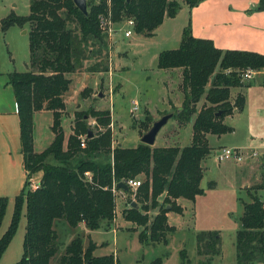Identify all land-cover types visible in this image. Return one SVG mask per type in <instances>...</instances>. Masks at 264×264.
Here are the masks:
<instances>
[{"label": "trees", "instance_id": "16d2710c", "mask_svg": "<svg viewBox=\"0 0 264 264\" xmlns=\"http://www.w3.org/2000/svg\"><path fill=\"white\" fill-rule=\"evenodd\" d=\"M201 0H98L89 3L84 14L73 0H29V13L10 12L0 19L2 31L11 26L28 24V69L9 73V83L14 90L20 126V141L26 180L20 193L14 197L10 223L0 236V257L16 232L22 207L26 208V225L22 254L17 264H52L57 253L58 234L54 221L65 220L69 226L83 223L93 230L110 222L116 215V186L119 181L143 177L132 190L122 189L134 198L129 207L121 211L123 219L141 227V243L167 244L168 235L175 228L167 223V213H181L176 203L180 197L194 201L203 193L200 181L203 176L201 161L210 154L207 134L221 135L232 131L223 119L234 110H242L245 98L238 94L230 101V89L242 86L239 71L243 68L264 69V54L238 49H221L209 38L195 37L189 25L183 28L178 47L162 50L157 55V68H181L183 101L176 109L178 123L192 121V138L189 145L112 146L109 128V111H94L98 128L92 133L77 113L72 132L64 142L61 125L65 108L64 94L69 88L72 73L90 57V40L101 43L105 39L99 15L114 23L126 18L134 20L133 30L151 36L164 17H174L182 4L189 7ZM258 8L264 10V0ZM75 23L78 33L70 27ZM94 40V41H95ZM95 65V64H94ZM229 69V71H227ZM207 85L209 87H207ZM204 103L198 110L196 105ZM38 111L52 113L53 139L40 152L34 150L33 116ZM89 132L91 136L89 137ZM85 136V146L80 137ZM109 154V159L99 162L95 156ZM50 159H52L50 161ZM39 172L40 185L34 190L26 188L27 176ZM88 173L89 175H86ZM211 186L215 182H211ZM262 186H257L260 188ZM264 187V185H263ZM133 191V192H132ZM7 197L0 196V226L7 208ZM134 203V204H133ZM240 228L235 236L236 264H264V201L253 194L250 202H242ZM155 209L153 215L151 210ZM198 264H211L221 253L217 231H200L196 234ZM95 242L89 239L84 248L82 238L74 237L64 253L53 264H119L114 254L95 256ZM180 264H188L187 250H179ZM161 258L149 264H161ZM136 264H145L139 260Z\"/></svg>", "mask_w": 264, "mask_h": 264}, {"label": "rangeland", "instance_id": "374dc122", "mask_svg": "<svg viewBox=\"0 0 264 264\" xmlns=\"http://www.w3.org/2000/svg\"><path fill=\"white\" fill-rule=\"evenodd\" d=\"M97 1L87 0V7L89 3ZM233 2L240 11L243 8L252 11L250 19H241L245 24V28H242L238 34L244 37L245 31H255L252 39L257 41L254 46L246 43H233L230 45H236L239 47L238 49L243 50L264 49V10L258 8L259 0H233ZM10 12L27 15L29 13V0H0V19ZM167 20L169 23L166 27H162L156 34L153 33L151 36H147L142 33H135L133 30L129 37L124 36V29L128 26H124L122 21L114 24L116 33L111 38L104 34L105 39L103 42L98 43L94 39L95 41L90 40L87 43L86 48L91 50L87 54L90 59L88 58L84 62L83 67H78L74 72L66 74L70 78V84L64 97L65 108L61 118L64 142L72 132L75 114L89 113L83 116V120L86 127L94 133L98 128V121L90 113V110H108L109 121L101 129H110L112 146L131 147L137 145L141 142L142 135L149 130L152 123L168 113L173 115L159 130L154 146L174 144L176 141V125L179 124L174 116L176 108L165 111L157 109L159 107L158 98L160 97L157 85V80L160 77L157 73V71H160L156 65L157 55L162 50L178 47V41L181 38L179 21ZM70 27L75 30L76 34H79L75 23H70ZM28 29V24L24 25V28L13 26L8 31H2L0 28V76H5L7 79L12 71L28 69V32L22 33ZM204 35H206L204 37H208L209 34ZM23 39L26 40L24 46ZM257 75L252 83L255 84H251V87L246 88L247 109L239 115L226 118V123L234 127V130L220 137L214 134L209 135L208 142L211 151L201 161L204 170L202 180L204 195L199 198V203L205 206L202 210V218L195 220L194 223H189V220L180 223L178 230L172 234L170 233L171 236L168 235L169 244L167 246L162 243L146 246L138 239L141 227H136L137 231L129 230L135 225L126 222L121 215L122 209L129 207V199L134 197L133 194H128L120 189L116 192L115 218L108 223L102 222V226L97 229L91 230L85 227L84 224L71 227L65 220H56L54 228L58 234V249L51 259V263H56L71 239L80 236L84 244H87L90 239L89 234L93 240L101 243L95 251L96 255H104L115 249V255H119L120 264H136L141 259L145 263H150L158 257L162 259V264H179V261L181 263L179 250L182 248L187 250L190 258L188 264H198L201 257L196 252L197 239L196 236L193 237L194 233L189 231L186 226H194L195 229H198L203 225L216 227L221 232L220 243L225 257L224 264H229L231 260H234L235 226L240 221V218L237 221L235 217L243 209L242 201L250 200V190L246 189L245 185L247 181L252 180L253 177L255 178L256 165L261 166L262 164L264 166V158H253L248 155L242 160L218 159L215 156V148L221 145H228L227 147L233 148V145H236L241 152L247 154L252 152L253 149L260 151L264 148V142L261 141L260 137L252 136L251 132V135H249L245 131L246 127L249 129V120L255 123L254 127L257 126L256 122L260 123L264 130V83L263 77L260 76H264V73L260 72ZM207 87L209 86L207 85ZM203 103V100L197 103L198 110ZM151 106L154 109H151V111L145 110L146 107L150 108ZM51 121V113L39 112L35 115L33 140L36 151H41L51 141L53 137L49 127ZM186 136L187 129H183L178 144L187 145ZM95 159L99 162H105L109 159V154L99 153L95 156ZM37 173L39 174V172ZM137 178L143 180L142 176ZM25 179L26 175L20 165L12 169L8 166L7 171V165L4 164L0 169V196H5L8 200L6 212L0 226V236L10 223L14 197L20 192ZM213 181L215 185L211 186L210 184ZM25 213L26 208L24 205L16 232L4 251L0 264H17L21 257L26 225ZM154 213L155 209L150 211L151 215ZM190 220L192 221V219ZM113 229L118 231L114 232Z\"/></svg>", "mask_w": 264, "mask_h": 264}, {"label": "crops", "instance_id": "0c3cea01", "mask_svg": "<svg viewBox=\"0 0 264 264\" xmlns=\"http://www.w3.org/2000/svg\"><path fill=\"white\" fill-rule=\"evenodd\" d=\"M234 3L235 2H233V0H201L197 5H195L193 7H189L186 4H182L181 8L177 12V14L174 17H164L162 23L154 30L153 33L156 34L158 30L162 29V27L165 28L166 25L169 23L167 19H170V20H174V21H176V20L179 21V23H180V25H179L180 34L182 33L183 28L186 27L187 25H189L191 33L195 37L209 38V39L213 40L214 44L221 49L222 48H224V49H238L239 47H237L236 45H230L233 43H237V44H245L246 43V44H253V46H254V43H256L257 40L252 39V37H253L252 35L255 31L254 32L252 30H249V32L245 31L244 37H241V34H238L241 32L242 28H245L244 27L245 24H243L241 19L242 18L250 19V17H252V11L250 9L244 10V8H243L242 9L243 12H242V11L238 10L237 7H235ZM11 27H13V26H11ZM11 27H9L5 31H8ZM21 28H24V26ZM256 31H258V30H256ZM26 32H28V30L27 31L24 30L22 33L25 34ZM12 33H15V32H12ZM204 34H209V35H208V37H204V36H206ZM249 35H251V36H249ZM178 42H180V41H178ZM22 43L24 46L26 43V40L23 39ZM178 45H179V43H178ZM221 46H223V47H221ZM28 48H29V44H28ZM238 50H243V49H238ZM250 51H256V52L264 54V49L257 48V49H253ZM157 69L160 70V71H157V73L160 75V77L157 80L158 93L160 94V97L158 98L159 107H157V109L162 110V111L169 110L170 108L179 109L181 104H182L183 97H184L183 91L181 89L182 69L181 68H168V69L157 68ZM111 73H112V71H111ZM111 73H109V74H111ZM260 76L263 77L262 80L264 83V76L263 75H260ZM254 78L251 80L242 81L243 82L242 86L233 87L230 89V101L231 102H233L235 100V98L238 94H242L245 98V103H244L242 110H234L232 114L226 115L224 117L223 122L225 124H227L226 123L227 117H229V116L233 117L235 115H239L245 109H247L248 97H247V94L245 95V92H246V88L251 87L252 85L255 84V83L252 84L254 81ZM68 90H69V88H68ZM66 92H65V94H66ZM65 94L63 97H65ZM64 102H65V98H64ZM147 104H149V103H147ZM146 109L151 111V109H154V108L151 106L150 108L146 107L145 110ZM39 112L51 113L50 111L35 112L34 116H33L34 129H35V115L38 114ZM51 115H52V113H51ZM253 119H255V118L253 117ZM252 122L253 121H251V120L248 121V123H250L249 129H247L248 127H246L245 131H247L249 135H251V133H252V136L260 137L261 141H263V139H264L263 126L260 123L258 124V122H256L257 126L254 127L253 125L255 123H252ZM51 124H52V121H51V123H49V127H51ZM183 129L184 130L187 129V136H186L187 140H188L187 145H189L191 143L192 121H190L186 124H181V125L177 124L176 125V135H175V139H176L175 142L176 143L174 142V144L170 145V146H179V147L186 146V145L178 144L179 143L178 140H179V137H181V133H182ZM233 130H234V127H232V131ZM209 135H213V134H207L206 135L207 141L209 140L208 139ZM221 135H224V134H221ZM221 135H217V136L220 137ZM157 136L158 135H156V137ZM156 137H155V140H156ZM52 139H53V137H52ZM52 139H51V141H52ZM50 142L48 143V145L50 144ZM208 145H209V142H208ZM152 146H154V144ZM227 146L228 145H221V146L216 147L215 148V156L217 157L218 150H220L223 147H227ZM210 148H211V146H210ZM233 148H239V147H237L236 145H233ZM36 152H40V151H36ZM4 164L7 165V171H8V166L12 169V168H15L17 165H20L21 167H23L24 173L26 175V171H25L24 166H23V155H22L21 141H20L19 117L17 114V106H16V102H15V97H14V90H13L12 85L9 83V78L6 79L5 76H0V169L3 167ZM255 168H256L255 169L256 170L255 178L253 177L252 180L247 181V183L245 185V188L250 190V200L246 201V202L251 201L253 194L259 196L260 199L264 201V187H263V185H264V171H263L264 166L262 164H261V166L256 165ZM203 172H204V170H203ZM39 176H41L40 173L38 174V177ZM25 180L23 182L21 189L24 187ZM202 180H203V176H202V179L200 181V187L203 189ZM257 186H262V187L257 188ZM21 189H20V191H21ZM203 195H204V191L202 194L197 195L194 201L183 198V197H180L176 200V203L181 206L182 212L176 213L174 211H169L167 213L168 225L173 226L175 228V230L173 232H176L178 230V226L180 227V223H183L184 221L186 222V220H189V223L190 222L194 223L195 220L197 221L199 218H202V216H203L202 210L205 206L201 205V203H199V198ZM242 202H245V201H242ZM204 211H203V213H204ZM242 213H243V209H241L239 215H237L235 217V219H237V221L241 217ZM190 219H192V221ZM57 220H59V219H57ZM55 222H56V220L54 221V224H55ZM126 222H129V221H126ZM81 224H83V223H80L79 225H81ZM129 224H131V222H129ZM133 227H135V226H132L131 228H133ZM186 227L189 231L194 233L193 237H195L196 234L200 231H217L219 237L221 238V235H220L221 232L216 227H210L207 225H203L202 227H199L198 229H195L194 226L193 227L186 226ZM238 228H240V221L235 226V232H236V230H238ZM113 230H114V232L118 231L115 229H113ZM171 234H169V236H171ZM88 236L96 244V248L94 249L93 254L95 256H101V255L95 254V251L97 250V248L100 246L101 243L99 241L93 240L89 234H88ZM82 242H83V246L88 245V243L84 244L83 239H82ZM145 244H146V246L153 245V244H149V243L148 244L145 243ZM168 244H169V240H168V243L164 244V245L167 246ZM114 250L107 253V254L112 253L115 255ZM104 255H106V254H104ZM115 256L118 260V263L120 264L119 255L116 254ZM234 256H235L234 260H231V262L229 264H236V262H235L236 261V253ZM1 257H0V259H1ZM224 259H225V257L223 254V250H221L220 255L215 257L212 260L211 264H224ZM141 261L143 262V259H141ZM143 263H145V262H143ZM162 263H163V261L161 262V264ZM145 264H149V262L145 263ZM179 264H180V261H179Z\"/></svg>", "mask_w": 264, "mask_h": 264}, {"label": "built area", "instance_id": "2783aa9c", "mask_svg": "<svg viewBox=\"0 0 264 264\" xmlns=\"http://www.w3.org/2000/svg\"><path fill=\"white\" fill-rule=\"evenodd\" d=\"M124 26H128L124 29V36L129 37L132 34L133 27H134V20L132 18H126L123 20ZM114 23L110 20V18L99 15V26L103 32V34H106L108 38H111L115 35L116 30L114 29ZM229 71V69L227 70ZM263 72L264 69H254V68H243L239 71V77L241 81H247L253 79L258 73ZM94 121L92 122V124ZM264 142V140H263ZM80 145L82 147L85 146V136L80 137ZM264 147V146H263ZM263 150V151H262ZM250 157H262L264 158V148L260 149V151H257L255 149L252 150L249 154L246 152H241L239 148H229V147H223L217 152L218 159H236V160H242L245 156ZM86 175H89L86 173ZM127 186L131 187L132 190H135L139 185L141 180L138 178L135 179H128L124 181ZM41 181L40 176L38 177V173H34L30 176H27V188L30 190H34L39 187Z\"/></svg>", "mask_w": 264, "mask_h": 264}, {"label": "water", "instance_id": "95a60500", "mask_svg": "<svg viewBox=\"0 0 264 264\" xmlns=\"http://www.w3.org/2000/svg\"><path fill=\"white\" fill-rule=\"evenodd\" d=\"M75 6L84 14L87 12V0H73ZM172 113H168L162 115L158 120L154 121L150 126L149 130L144 133L140 139L142 143L148 144L152 146L155 142V137L161 127L168 121L170 117H172ZM89 137L91 136V132H89ZM116 186L122 189H127L128 186L124 181H119L116 183ZM134 204V203H133Z\"/></svg>", "mask_w": 264, "mask_h": 264}]
</instances>
